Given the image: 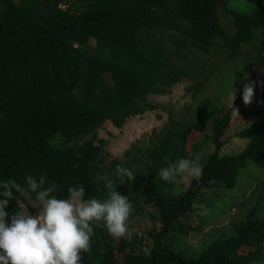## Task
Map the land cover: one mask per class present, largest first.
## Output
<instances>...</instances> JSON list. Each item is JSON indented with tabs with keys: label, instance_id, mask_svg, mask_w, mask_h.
Masks as SVG:
<instances>
[{
	"label": "trees",
	"instance_id": "1",
	"mask_svg": "<svg viewBox=\"0 0 264 264\" xmlns=\"http://www.w3.org/2000/svg\"><path fill=\"white\" fill-rule=\"evenodd\" d=\"M248 47L251 64L264 69V0H0V180L23 185L26 175H44L55 182L57 198H67L78 182L85 199H106L101 177H108L132 204L137 195L154 206L159 227L148 233L147 251L132 233L114 238L94 226L82 264H264V119L237 132L247 140L241 151L223 155L234 119L229 102L207 107L186 125L170 113L147 146L124 154L125 163L137 165L134 196L118 179L124 163L105 167L106 141L98 138L105 122L122 128L157 108L148 96L190 77L201 85L212 58L236 57ZM257 83L256 100H264V76ZM203 137L213 148L202 176L174 194L175 182L160 180L158 169L187 158ZM252 185V204L231 234L199 251L181 243L202 229L203 221L192 222L201 215L202 193L217 188L210 220L234 192ZM27 197L34 200L16 194L6 211H22Z\"/></svg>",
	"mask_w": 264,
	"mask_h": 264
},
{
	"label": "rangeland",
	"instance_id": "2",
	"mask_svg": "<svg viewBox=\"0 0 264 264\" xmlns=\"http://www.w3.org/2000/svg\"><path fill=\"white\" fill-rule=\"evenodd\" d=\"M253 59L254 52L250 47L236 57L223 54L222 57L212 58L211 62L208 63L209 65L201 73V77H203L201 85H198L196 78L190 77L174 84L163 94L148 96V101L156 105L157 108L154 111H146L141 115L128 118L120 129L114 127L110 122H105L98 130V138L106 141L107 161L105 167H108L112 160H118L124 163L122 169L134 173L137 165H132L130 161L125 163V152L134 146L138 148L147 146L152 133L160 131L171 115L186 125L190 119L199 115L207 107L216 108L219 101H227L231 104L233 87L236 89L233 106L238 115L234 110V119L228 132L229 141L222 149V154L231 155L241 151L247 140L236 137L237 132L257 120L264 119V100H256L255 92L252 102L248 105H245L243 100L239 98L244 84L251 82L254 84L255 90L259 85L257 80L261 82L264 76V69L259 68L258 63L251 64ZM212 148L211 141L203 137L187 158L198 159L203 164ZM118 179L121 183L126 184L128 193L134 196L132 192L134 180L125 179L124 181V177L120 173H118ZM191 179L186 176L179 177L172 189L174 194L181 193ZM253 188L254 185L239 193L238 191L234 192L235 197L221 210V214L210 220L208 219V204L213 197H216L213 191L217 188L202 193L196 203L201 215L192 221L194 225H199L203 221L202 229L181 236V243L186 244L188 248L199 251L202 245L208 244L210 240L219 235L231 234L233 228L236 227L252 204L249 198ZM133 198L135 203L132 204L127 223L131 233L137 237L141 250L147 251L150 245L148 233L158 229L159 214L153 205L144 204L137 195ZM26 202L22 204V211H29L32 214L38 212L39 209L36 208L34 200L27 197ZM135 207H138L137 210Z\"/></svg>",
	"mask_w": 264,
	"mask_h": 264
},
{
	"label": "clouds",
	"instance_id": "3",
	"mask_svg": "<svg viewBox=\"0 0 264 264\" xmlns=\"http://www.w3.org/2000/svg\"><path fill=\"white\" fill-rule=\"evenodd\" d=\"M231 93V106L236 89ZM254 84H244L242 100L252 102ZM167 159V158H166ZM151 163V162H149ZM124 181L135 178L130 170L118 169ZM203 165L198 159L180 158L158 169L160 180L176 182L179 177L199 180ZM107 189L106 199H85V188L74 182L67 198H57L54 181L44 175L24 177V184L15 179L0 180V264H82V254L91 249L94 226L103 227L114 238H129L128 218L132 210L129 196L119 194L116 183L101 177ZM123 181V182H124ZM16 194L33 195L38 212L6 211Z\"/></svg>",
	"mask_w": 264,
	"mask_h": 264
}]
</instances>
